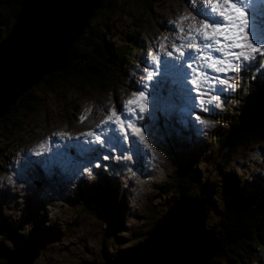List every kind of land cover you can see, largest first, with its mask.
Here are the masks:
<instances>
[{
	"label": "rangeland",
	"instance_id": "rangeland-1",
	"mask_svg": "<svg viewBox=\"0 0 264 264\" xmlns=\"http://www.w3.org/2000/svg\"><path fill=\"white\" fill-rule=\"evenodd\" d=\"M153 1L151 9L147 10L142 0H118V14L112 16L111 10L106 13L103 10L93 21L110 26L106 39L113 46H128L127 37H131V33H136L140 41L148 39V45L142 42V48L135 51L136 59L133 64L126 66L125 71L120 69V82L115 87L83 88L81 84H77L66 86L56 93L44 94L45 96L41 90V107L28 117L17 137L6 141L0 135V145H5V156L0 160V220L6 218V225L10 229L15 228L21 235L16 239L19 243L17 246L12 235L0 230V257L7 260L0 259L1 263L117 264L118 260H124L123 253L117 254L118 250L125 249L123 252L127 254L141 244L153 230L151 228L154 221L165 214L169 206L167 201L170 197L168 192L171 190L173 168L180 160L182 166H187L191 161L188 166L190 176L200 180L204 188L201 195L205 199L202 198L200 203L208 208L205 217L201 218L208 229L206 232L215 228L217 221V215L210 213L207 203L215 198L219 205L231 196L226 190L225 182L232 186L238 182L239 187L235 193L239 196H246L243 191L245 185L258 189L264 187V142L249 145L246 149H236L230 154L227 151L234 145L233 141L241 131L253 124L250 123L252 118H248L249 120L242 122L238 131L227 120L237 119L245 107L237 102L235 95L242 84L241 78L248 76L251 70V82L264 81V57L257 55L253 60L244 61L239 72L226 73H217L212 69L209 70L213 73L208 72V61L194 49H184L186 53L193 54L194 61L188 60L187 56L177 60L178 53L175 52L169 57L167 52L173 50L174 44L179 46L181 43H188L182 38L187 35L189 26L196 28L206 22L201 15L205 0ZM257 6L258 4L255 7ZM260 8L263 9V5L260 4ZM258 15L257 23L264 27V11H260ZM182 17L188 19L181 20ZM181 28L185 31L181 32ZM209 51L204 49L203 55H207ZM153 55L160 57L161 67L159 74L149 82L145 79L146 69L155 70ZM211 55L218 59H222L220 56L225 58L220 52L212 51ZM165 60L183 63L184 76L179 78L180 73L171 65L166 72L163 64ZM188 63H192L191 71L186 69ZM233 63L240 62L233 60ZM196 68L211 77L228 80L227 84L216 82L213 85L215 90L204 97L208 100L216 95L219 100L199 105L198 93L192 90L193 85L190 83L196 75ZM185 77L188 83H185ZM155 81H159V84L154 87ZM145 84H148L147 89L144 88ZM249 86L244 88L247 95L253 91ZM207 89L208 85H204L201 91ZM37 91L35 89L36 93ZM140 91H147L149 94V111L139 114L143 119L138 120L137 126H147L145 135L151 148L142 143L138 146L133 144L134 137L131 136L123 146L116 143L114 148H110L107 145L101 146L94 142V137L86 135L88 132L99 134L102 131H106L107 136L114 135L110 129L116 126L103 123L110 114L109 110L115 107L118 113L127 114V101L134 99L133 94ZM153 92L157 97L155 110L152 104ZM205 107L207 111L204 110ZM160 118L165 119L164 123H160L161 126H166L165 131L160 128L165 136L158 131H147L152 127L149 124H157ZM61 132L68 135L61 137L58 135ZM224 137L226 141L221 144ZM89 141L94 143L90 144ZM153 142L162 148L156 147ZM134 151L135 161L129 158ZM93 153L98 155L90 156ZM104 156L109 159H103ZM97 164L100 167H96ZM86 168L90 171H86ZM109 169H112L111 175ZM78 181L87 185L88 193L93 185L106 189L116 185L117 200L124 196L121 202L125 206L122 215L123 229L117 228L112 221L106 223L96 215H89L86 210L88 206L80 203L82 199L77 197ZM105 181L110 186H105ZM190 195L201 196L197 193ZM106 217L103 216V219L107 221ZM37 225L44 228L43 239L48 240L43 246L32 242L42 236L35 229ZM49 228L51 231H48ZM207 235L210 240L211 232ZM202 236L201 234L202 242L197 240L195 250L205 264L207 258L211 260L215 254L211 240L206 245ZM116 237L122 239L115 240ZM200 245L202 248L199 252ZM4 247L10 251L17 248V251L12 255L5 254ZM161 263L166 264V261ZM248 264H264V252L256 261Z\"/></svg>",
	"mask_w": 264,
	"mask_h": 264
},
{
	"label": "trees",
	"instance_id": "trees-1",
	"mask_svg": "<svg viewBox=\"0 0 264 264\" xmlns=\"http://www.w3.org/2000/svg\"><path fill=\"white\" fill-rule=\"evenodd\" d=\"M21 1L0 0V43L10 34L19 14ZM142 1L145 2L146 9L150 10L154 1ZM116 4H118V0H103L101 7L95 10L80 36L70 46L65 67L58 72L52 71L47 76L43 75L34 86L24 91L5 114L0 117V135H3V140L9 141L12 137H17L20 130L24 128L28 117L32 116L35 110L41 107L43 103L42 95L44 94L56 93L59 89L70 85L81 84L83 88H113L120 82V79H118L120 78L119 73L123 69L125 71L126 66L133 64L136 59L135 51L139 50L142 42L148 45V39L140 41L135 35L136 33H131V37H127L129 45L126 47L123 45L113 46L107 41L106 36L111 30L110 26L107 23L103 26L93 21L103 13V10H105L104 13L111 10L112 16L118 14L117 10L120 8V5ZM251 75L250 70L248 76L241 78L240 91L238 89L235 93L237 102L239 101L245 107L237 119L230 118L227 120V123L234 130L237 129L238 131L242 122L249 120L248 118H252L250 123L253 122V124L251 127L242 130L239 137L234 139V145L228 148V153L235 152L236 149H246L247 146L252 144L264 142V81L251 82ZM247 85H252L249 87L253 91L249 95L244 91ZM35 89L38 90L37 93ZM41 90L43 92L42 95H40ZM161 122L164 123L165 119L161 120L160 118L157 124L154 125L148 123L152 126L150 132L155 133L158 131L164 134L165 132H161L160 128L165 131L166 126H161ZM221 141V144H223L226 138ZM153 143L156 146V143ZM157 146L161 147L160 145ZM4 156L5 145H0V160ZM90 156H96V154L93 153ZM129 158H133V161H135V151L129 155ZM136 163L138 164V161ZM181 163L180 160V163H177L173 168L171 190L168 192L170 197L167 205H170L177 196L186 197L195 193L198 195L203 194L204 188L200 184V180L196 178L192 179L190 176L188 166L191 164V161L187 166H182L183 163ZM108 171L109 175H111L112 169ZM104 183L105 186H110L109 182L105 181ZM225 185L226 190L231 195L230 198L219 205H217L215 198L207 203L210 213L217 215L215 228L212 227L215 237L214 244L216 246H214L215 256L209 260L208 264H219V262L248 264L256 261L258 256L260 257L261 253L264 252V187L258 189L254 186L245 185L243 191L246 193V196H239L235 193L239 187L238 182L236 184L233 183V186L225 182ZM91 187L92 189L88 193L87 189L89 188L87 185L82 181L77 182V197L82 199L80 203L83 202L88 206L86 210L89 215H96L106 223L112 221L117 228L123 229L122 215L125 206L121 202L124 196H120L121 199L118 198L117 200L116 185H111L108 189L96 185ZM194 190L196 191L193 192ZM90 194L91 196H89ZM103 216H107V221L103 219ZM158 220L159 218L154 221V226ZM6 224V218L3 217V220H0V230L6 231L15 240L21 237L15 228L10 229ZM35 229H37V232L40 231L42 236L32 242L35 245L48 242V240L43 239L44 228L41 225H37ZM48 231H51L50 228ZM118 237L115 240L122 239ZM29 240L26 241L28 242ZM124 250L119 249L117 254H124ZM0 264L2 263L0 262Z\"/></svg>",
	"mask_w": 264,
	"mask_h": 264
},
{
	"label": "water",
	"instance_id": "water-1",
	"mask_svg": "<svg viewBox=\"0 0 264 264\" xmlns=\"http://www.w3.org/2000/svg\"><path fill=\"white\" fill-rule=\"evenodd\" d=\"M102 2L103 0L21 1L19 14L12 30L0 43V117L24 91L34 86L43 75L47 76L50 72H58L65 67L70 46L80 36L88 20L93 16L95 10L101 7ZM202 198V195L180 196L179 199L172 202L165 214L156 222L153 230L147 234L146 239L123 255L125 259L118 260V263L151 264L152 255L147 250L151 238L166 237V230L161 229V224L175 214L174 208L179 201L191 199L196 202ZM200 207L202 209V206ZM202 210L205 217L206 210ZM209 232H211L212 248L215 250L214 230ZM206 235H203L202 239L207 245L210 240L208 235L207 238L205 237ZM13 241L18 246L19 243L15 239ZM1 245L3 244L1 243ZM16 251L17 248L13 251L5 249V254L12 255ZM0 259L6 260L5 257H0ZM208 259L210 258H207L205 264L209 263ZM156 261L158 264H162V260L158 256Z\"/></svg>",
	"mask_w": 264,
	"mask_h": 264
},
{
	"label": "snow or ice",
	"instance_id": "snow-or-ice-1",
	"mask_svg": "<svg viewBox=\"0 0 264 264\" xmlns=\"http://www.w3.org/2000/svg\"><path fill=\"white\" fill-rule=\"evenodd\" d=\"M257 4L264 5V0H205L204 11L201 13L206 22L201 23L199 27L193 28L189 26L187 35L182 39L187 40L188 43H181L179 46L173 45V50L168 51L169 57L173 56V53H178L177 60L187 56V59L194 61L195 57L192 53H186L185 48L194 49L196 52L202 54V58L208 61L206 67L211 68L214 72H239L243 67L244 61L253 60L257 55L264 57V27H261L257 23ZM188 19V17H182L181 20ZM210 30V31H209ZM181 32L185 30L180 29ZM195 32V35L193 34ZM204 49H209L207 55H203ZM225 49H228L226 52ZM239 49V51H235ZM220 52L224 55V59L214 58L211 52ZM231 57L232 59H228ZM234 61L240 63H233ZM152 62L155 70L146 69L145 79L149 82L154 80V77L159 74L161 67L160 57L157 55L152 56ZM165 71L167 72L169 65L177 73H182L184 70L183 63H175L165 60L163 62ZM188 68H192V63H188ZM196 75L191 79L190 83L193 85V89L198 93L199 105L204 106L212 104L214 101L219 100V97L212 95L210 99L205 100L204 97L209 95L211 91H214L213 85L216 82L227 84L228 80H221L219 77H211L206 72H201L199 68L195 69ZM189 81L185 77V83ZM159 81H155V85H158ZM204 85H208V89L201 91ZM144 88H148V84L144 85ZM134 99L127 101L125 108L127 114L118 113L113 107L109 110V115L106 120L103 121L105 125H115L111 128L112 136H107L106 131H102L97 134L95 132H88L86 135L94 137V142H98L101 146L107 145L110 148H114L116 143L121 144L134 137L132 143L137 145L142 143L148 148H151L148 139L145 135L147 126L138 127L137 122L143 119V113L149 111V94L147 91H140L133 94ZM153 109L156 107V93L152 94ZM193 100L192 97H189ZM134 105L135 107H129ZM205 111L208 109L205 107ZM199 119V118H197ZM207 124V121H201ZM150 132V129H147ZM61 137L67 136V133H58ZM104 137V139H102ZM89 141V143H94ZM92 149H86L91 151ZM103 159H109L108 156H104ZM96 167H100L99 164ZM90 171V169H85Z\"/></svg>",
	"mask_w": 264,
	"mask_h": 264
},
{
	"label": "bare ground",
	"instance_id": "bare-ground-1",
	"mask_svg": "<svg viewBox=\"0 0 264 264\" xmlns=\"http://www.w3.org/2000/svg\"><path fill=\"white\" fill-rule=\"evenodd\" d=\"M220 58L224 59L223 56H220ZM209 69L211 68L206 67V70L211 72L212 70ZM183 76V72L178 75L179 78ZM73 143L75 144V141ZM192 202L195 201H179L174 208L175 214L161 224V229H165V234L168 236L151 238L147 248L152 253L151 264H158L156 261L157 256L160 257L162 262L167 260L166 264H203L204 259L196 255L195 244L197 240L202 242L200 240L201 234L206 235L202 224L204 219L201 220L204 216L202 210L204 209V203L201 205L200 200H197L196 202L199 203H194L196 204L194 205ZM200 206H202V209ZM196 234L198 237H196ZM175 243L178 245H173ZM201 248L202 245L199 247V252Z\"/></svg>",
	"mask_w": 264,
	"mask_h": 264
},
{
	"label": "clouds",
	"instance_id": "clouds-1",
	"mask_svg": "<svg viewBox=\"0 0 264 264\" xmlns=\"http://www.w3.org/2000/svg\"><path fill=\"white\" fill-rule=\"evenodd\" d=\"M176 107H178V106H176ZM159 116H160V115H159ZM167 136H168V134H167ZM95 154H96V156L98 155V153H95ZM86 157H87V156H86ZM21 169L23 170V165L21 166ZM179 197H180V196H179ZM179 197H176V198L173 200V202H174L175 200H177V198L179 199ZM188 201H191V199H189ZM170 205H171V204H170ZM204 209L206 210V212H208V210H207L205 207H204ZM203 222H204V220H203ZM204 225H205V222L203 223V227H204V231L206 232V230H208V229H207ZM210 229H211V228H210ZM208 232H209V231H207V233H208ZM207 233H206V234H207ZM42 245H45V244H42V243H41V246H42ZM137 245H138V244H137ZM21 246H22V245H21ZM124 254H125V253H124ZM124 254H123V255H124ZM91 263H92V262H91Z\"/></svg>",
	"mask_w": 264,
	"mask_h": 264
}]
</instances>
